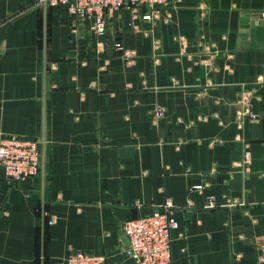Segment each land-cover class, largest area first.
Returning <instances> with one entry per match:
<instances>
[{
	"label": "crops",
	"instance_id": "1",
	"mask_svg": "<svg viewBox=\"0 0 264 264\" xmlns=\"http://www.w3.org/2000/svg\"><path fill=\"white\" fill-rule=\"evenodd\" d=\"M263 8L135 5L98 38L64 6L0 0V138L41 141L34 177L0 166V264H67L68 246L137 264L121 224L166 203L171 264H264Z\"/></svg>",
	"mask_w": 264,
	"mask_h": 264
},
{
	"label": "built area",
	"instance_id": "2",
	"mask_svg": "<svg viewBox=\"0 0 264 264\" xmlns=\"http://www.w3.org/2000/svg\"><path fill=\"white\" fill-rule=\"evenodd\" d=\"M52 6H64L70 16L85 21L98 38L106 33L107 21L122 8L140 5L145 9L142 18L152 21L160 12V8L169 0H40ZM259 18L264 24V8ZM116 47L121 43L116 41ZM250 92H241V102L248 101ZM153 116L160 118L163 109L157 107ZM243 115L258 118L248 108L242 109ZM40 139L30 136L9 134L0 138V166L5 170L8 182L21 183L34 177L40 166ZM250 162L249 152H245L243 164ZM171 204L153 206L150 212L125 219L121 224L124 240V253L133 258L137 264H171V231L178 226L172 214ZM67 264H105L101 254L84 252L68 246Z\"/></svg>",
	"mask_w": 264,
	"mask_h": 264
}]
</instances>
